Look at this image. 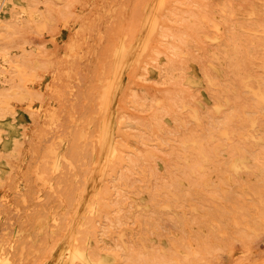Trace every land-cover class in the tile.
Listing matches in <instances>:
<instances>
[{"label": "rangeland", "instance_id": "rangeland-1", "mask_svg": "<svg viewBox=\"0 0 264 264\" xmlns=\"http://www.w3.org/2000/svg\"><path fill=\"white\" fill-rule=\"evenodd\" d=\"M15 1L43 83L2 111L0 264H264V0Z\"/></svg>", "mask_w": 264, "mask_h": 264}, {"label": "bare ground", "instance_id": "bare-ground-1", "mask_svg": "<svg viewBox=\"0 0 264 264\" xmlns=\"http://www.w3.org/2000/svg\"><path fill=\"white\" fill-rule=\"evenodd\" d=\"M20 1V0H19ZM163 2H164V0H153V3H152V7H151V10L152 11H156V10H158V9H161L160 7L162 6V4H163ZM0 5L1 6H3L2 7V12H1V14L2 15H0V152L3 150V148L6 146V144L7 143H9V144H11V146H12V148L15 146H19L18 144H19V131H13V129H12V127L11 126H9L8 128L7 127H5V126H1L2 124H7L6 123V121L4 120V119H1V116H2V111L4 110V108H6L7 106H9V105H11L12 103L14 104V105H12V106H10V107H17L18 105H21V103H25L28 99H29V101H32V98H33V96H34V93H36L35 92V89H37L38 90V87H40V85H42V83H43V81H42V77H41V75H39V73H36V71L34 72V73H30L29 71H27L26 70V68H25V63H24V61H25V58H22L23 56L20 54V53H17V48H16V43H14V41H11V40H9L8 39V36H2L3 35V33H2V27L4 26V23L6 22V20H7V16H11V14L14 12V6H16L17 5V3H16V1L15 0H1L0 1ZM25 8V7H24ZM26 9V8H25ZM149 9V8H148ZM150 11V10H149ZM135 12V11H134ZM38 13H36V15H37ZM58 14V13H57ZM150 14H151V12H150ZM155 14V13H154ZM153 14V16L155 17V15ZM70 16V15H69ZM148 16V15H147ZM5 17V18H4ZM67 18V17H66ZM153 18V17H152ZM152 18H151V23H150V25H152ZM156 18H157V16H156ZM146 19H148V18H146ZM65 20V19H64ZM67 20V19H66ZM136 20V19H135ZM192 20V19H191ZM8 21V20H7ZM137 21V20H136ZM148 21V20H147ZM153 21H156V20H153ZM157 21H158V19H157ZM144 22V21H143ZM206 22V21H205ZM63 23V22H62ZM138 23V22H137ZM65 25H66V22L64 23ZM157 24V23H156ZM68 25V24H67ZM143 25V24H142ZM149 25V24H148ZM153 25H154V23H153ZM38 26H41V24L40 25H38ZM143 27V26H142ZM149 27V26H148ZM44 28V27H43ZM64 28V27H63ZM144 28V27H143ZM142 28V29H143ZM151 28V26L149 27V28H147L146 27V35L148 34L147 32H149V36H150V30L148 31V29H150ZM153 28V27H152ZM155 30V29H154ZM154 30H153V32H154ZM77 32V31H76ZM142 32V31H141ZM140 32V33H141ZM151 32H152V30H151ZM151 34H153V33H151ZM73 35V34H72ZM80 35V34H79ZM125 35V34H124ZM143 35V34H142ZM146 35H144V36H146ZM21 36V35H20ZM75 36V35H74ZM133 36V35H132ZM143 36V37H144ZM149 36H146L147 38H150ZM215 36V35H214ZM213 36V37H214ZM70 37H71V39L73 38V36H71V34H70ZM140 37V36H139ZM164 37V36H163ZM76 38L77 37H75V40H76ZM212 38V37H211ZM74 39V38H73ZM139 39V38H138ZM142 39V38H141ZM144 39H145V37H144ZM151 39V38H150ZM210 39V38H209ZM213 39V38H212ZM211 39V40H212ZM215 39V38H214ZM218 39H220V38H218ZM68 40V39H67ZM70 40V39H69ZM127 40V39H126ZM74 41V40H73ZM77 41V40H76ZM146 42V40H141L140 41V45H141V48H142V46H143V44H141V42ZM214 41V40H213ZM86 42V41H85ZM64 43V42H63ZM68 43V42H67ZM77 43V42H76ZM123 43V42H122ZM145 44V43H144ZM149 44V43H148ZM68 46H69V43L67 44ZM139 45V46H140ZM233 45H234V43H233ZM72 45H70V47H71ZM136 46V45H135ZM126 47V46H125ZM145 47V46H144ZM143 47V48H144ZM132 48V47H131ZM140 48V47H139ZM140 48V51L142 50ZM146 48H147V46H146ZM72 49V48H71ZM121 49H122V45H121ZM121 49H120V51H121ZM127 49V48H126ZM125 49V50H126ZM236 49V48H235ZM62 50V49H61ZM70 50V49H69ZM74 50V49H73ZM129 50V49H128ZM137 52H138V50H136ZM144 51V50H143ZM69 52V51H68ZM72 52V51H71ZM75 52V51H74ZM124 52V51H123ZM125 52H127V50L125 51ZM129 52V51H128ZM49 53V52H48ZM47 53V54H48ZM64 53V52H63ZM139 53V52H138ZM137 53V54H138ZM141 53H142V51H141ZM71 54V53H70ZM121 54V53H120ZM126 54V53H125ZM184 54V53H183ZM53 55V54H52ZM67 55V54H66ZM113 55V54H112ZM138 56V55H137ZM123 57V56H122ZM64 59V58H63ZM119 59H120V57H119ZM133 59H134V57H133ZM136 59V58H135ZM121 60V62H122V58L120 59ZM120 60H118V61H120ZM120 62V63H121ZM116 65H117V63H116ZM115 65V66H116ZM119 66H121L120 64H119ZM214 67V66H213ZM116 68V67H115ZM119 70V69H118ZM38 71V70H37ZM115 71V73L117 72L116 71V69L114 70ZM113 71V72H114ZM215 71H217L218 72V70H215ZM114 73V74H115ZM61 74V73H60ZM113 74V75H114ZM117 74V73H116ZM196 74V73H195ZM57 76V75H56ZM119 76V75H118ZM198 77H199V75H197ZM42 79H41V78ZM112 78V77H111ZM114 78V77H113ZM112 78V79H113ZM190 78H192V77H190ZM189 78V79H190ZM194 78V77H193ZM192 78V79H193ZM112 79H111V82H112ZM192 79H190V80H192ZM199 79V78H198ZM109 80H110V78H109ZM115 80V79H114ZM113 80V81H114ZM200 80V79H199ZM259 80V79H258ZM193 81V80H192ZM108 82V81H107ZM106 82V83H107ZM197 82V81H196ZM198 82H202V81H198ZM195 83V82H194ZM108 84H113V83H108ZM197 84V83H196ZM200 84H202V83H200ZM259 84V83H258ZM114 85H115V83H114ZM113 85V86H114ZM108 86V85H107ZM111 86V85H110ZM110 86H108V87H110ZM43 87V86H42ZM53 87V86H52ZM108 87L106 88V86H105V88L107 89V90H111V87L108 89ZM259 87H260V84H259ZM105 88H104V90H105ZM105 93L104 94H106V92L107 91H104ZM256 92V91H255ZM264 92V91H263ZM263 92H261V93H263ZM108 93L109 94H111V91L109 92L108 91ZM107 93V94H108ZM103 94V95H104ZM43 96V95H42ZM107 96L109 97V95H105V98L104 99H107L108 100V98H107ZM261 96V95H260ZM263 97H264V95H262ZM41 97V96H40ZM101 98H103V97H101ZM262 98V97H261ZM104 99L103 100H101V101H103L104 102V104H105V101H104ZM264 98H262V100H263ZM112 100V99H111ZM158 100V99H157ZM44 101V100H43ZM100 101V102H101ZM103 102H101V103H103ZM155 102V101H154ZM45 103V102H44ZM107 103H109V102H107ZM107 103L105 104V105H107ZM264 103V102H263ZM27 104V103H26ZM104 104H101V107H102V105H104ZM22 106H24V105H22ZM47 106V105H46ZM14 107V108H15ZM100 107V108H101ZM106 107V106H105ZM104 107V108H105ZM107 108H108V106H107ZM213 108V107H212ZM214 109V108H213ZM41 110V109H40ZM105 110V109H104ZM107 111H108V109H106ZM105 110V111H106ZM215 110V109H214ZM38 111V110H37ZM47 111V110H46ZM106 111V112H107ZM110 111V110H109ZM215 112V111H214ZM40 113V112H39ZM216 113V112H215ZM103 115H104V113H103ZM108 116H110V115H108ZM104 117H106L107 118V116H104ZM15 119H17V120H19V118L18 117H14ZM105 118V119H106ZM108 121V120H107ZM105 122H103L102 124H104ZM107 123V122H106ZM110 123V121L108 122V124ZM105 127H106V125H105ZM218 127H219V132H220V135L223 137V139H225V140H227V139H229V135H228V129H229V127H228V118H226V119H223L222 121H220L219 122V124H218ZM99 128V127H98ZM102 129V128H101ZM105 129V128H104ZM103 130V129H102ZM105 130H108V129H105ZM27 132V131H26ZM102 132V134H103V131H101ZM7 133V134H6ZM97 133V132H96ZM105 133H107V132H105ZM98 134V133H97ZM8 136V138L6 139V137ZM102 135L100 134V137H101ZM98 138V137H97ZM105 138H106V136H105ZM105 138L103 139V141L105 140ZM232 140V139H231ZM98 141H99V139H98ZM103 141H101V143L103 142ZM110 141V140H109ZM108 141V142H109ZM190 142H192V141H190ZM256 141L254 140V138H253V136L252 135H249L248 136V138H246V139H244L243 141H242V143L243 144H246V145H250V144H253V143H255ZM110 144H111V141L109 142ZM114 143H116V141L114 142ZM103 144V143H102ZM106 144H107V142H106ZM109 144V145H110ZM104 146H105V144H104ZM107 146V145H106ZM113 146H115L114 144H113ZM113 146H112V148H113ZM110 147V146H109ZM111 148V147H110ZM236 149H238L237 147H236ZM110 150V149H109ZM108 150V148H107V152L109 151ZM112 151H114V148L112 149ZM199 152H200V155L201 156H205V155H207L203 150L201 151L200 149H199ZM104 153H105V151H104ZM56 154V153H55ZM154 154H156V152L154 153ZM160 154V153H159ZM105 155V154H104ZM112 157H114V156H112ZM108 158V157H107ZM108 160V159H107ZM110 161H111V158H110ZM105 162V161H104ZM3 164V159L0 157V164ZM12 163V162H11ZM103 164V163H102ZM105 164H106V162H105ZM105 164L104 165H101V166H105ZM100 167V166H99ZM98 168V167H97ZM22 170H23V168H22ZM99 170H100V168H99ZM102 170H103V168H102ZM100 173H101V176H102V173H103V171H100ZM93 180V179H92ZM94 182H91V185L93 184ZM96 183V182H95ZM95 185V184H94ZM95 187H96V185H95ZM92 190V189H91ZM90 190V191H91ZM95 190H96V188H95ZM93 191V190H92ZM86 193V192H85ZM90 193V192H89ZM93 192H91L90 194H88V195H86L87 196V198L89 197L90 198V200L92 201V198L91 197H93V194H92ZM95 195V194H94ZM91 196V197H90ZM96 196H94V198H95ZM86 198V199H87ZM86 199H85V205H86ZM82 200H84V199H82ZM89 201V200H88ZM90 202V201H89ZM89 204V203H88ZM84 205V204H83ZM93 205V204H92ZM3 206V205H2ZM87 207H89L88 205H87ZM86 207V208H87ZM83 208V207H82ZM90 208V207H89ZM83 211V210H82ZM81 211V212H82ZM85 211V210H84ZM78 220V219H77ZM78 222H79V220H78ZM74 230V229H73ZM71 233V232H70ZM72 235H73V233H72ZM75 235H76V233H75ZM66 238H67V236H66ZM90 238V237H89ZM65 239V238H64ZM74 239H77V238H75L74 236H71V237H69V246H68V256L70 257V259L71 260H74V259H78V260H82V261H84L83 263H88L89 261H91L90 259H88L89 257L87 256V253H85L84 251H81L80 249H79V246L75 243L77 240H75V242H74ZM88 241V240H87ZM89 242V241H88ZM64 243V242H63ZM62 243V244H63ZM67 243V244H68ZM79 243V242H78ZM59 248H60V246H59ZM87 249V248H86ZM84 250V249H83ZM63 250H60V252H62ZM60 252H57V258H56V260L58 259V254L60 253ZM61 255V254H60ZM67 255V254H66ZM89 255V254H88ZM67 257V256H66ZM158 260V259H157ZM162 261V260H161ZM71 262H74V261H71ZM70 262V263H71Z\"/></svg>", "mask_w": 264, "mask_h": 264}]
</instances>
